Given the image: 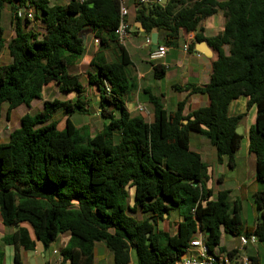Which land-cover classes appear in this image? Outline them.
<instances>
[{
	"label": "trees",
	"instance_id": "trees-1",
	"mask_svg": "<svg viewBox=\"0 0 264 264\" xmlns=\"http://www.w3.org/2000/svg\"><path fill=\"white\" fill-rule=\"evenodd\" d=\"M53 1L0 0V13L9 10L12 31L5 43L0 24V51L5 53L0 59V119L4 104L10 120L13 111L40 101L50 84L60 94L75 93L72 101H44L40 111L24 114L7 143H0L4 228L27 224L46 248L59 235L69 234L60 252L64 264H94L97 244L111 253L112 264H174L198 231L210 251L226 252L221 233L254 235L264 244V189L251 195L254 227L243 230L239 205L229 203L225 191L212 199L207 166L189 144L190 133L205 136L217 162L226 158L232 168L243 139L235 130L244 114L230 117L228 107L239 97L247 98L246 111L255 108L247 148L255 157V181L264 185V0L132 4L134 22L146 36L157 33V45L171 48L193 33L189 52L205 42L214 54L208 82L174 87L187 95L173 108L165 109L162 96L149 93L150 122L126 109L138 87L131 57L114 36L118 0ZM18 9L32 10L41 30L28 29L30 21L15 16ZM219 12L223 31L203 37L202 20ZM87 37L99 42L88 62L93 71L86 74L87 85L95 89L96 115L103 121L93 135L72 120L90 114V99L83 97L80 77L69 73L85 56ZM148 63L155 80L165 76L163 65ZM194 94L206 95L208 105L185 114ZM57 114L65 119L62 130ZM173 214L177 220L170 223ZM168 224L173 234L160 228ZM3 242L33 247L22 228ZM236 253L226 252L231 260Z\"/></svg>",
	"mask_w": 264,
	"mask_h": 264
},
{
	"label": "crops",
	"instance_id": "crops-1",
	"mask_svg": "<svg viewBox=\"0 0 264 264\" xmlns=\"http://www.w3.org/2000/svg\"><path fill=\"white\" fill-rule=\"evenodd\" d=\"M8 14H9L8 16L9 17L8 19L9 28L11 30V25H10L11 18H10L9 10H8ZM127 21L128 23L132 25V28L130 29L125 48L127 49L131 57V60H132V73H133V76H135L136 78V83H137L138 88H137V91L132 95V97H130V99L126 102V109L132 117L140 116V117H143L147 122H150L152 120V114H151L152 112H151L150 105L148 104L149 93H152L160 97L162 96L165 109L169 110L173 108L178 101H180L187 95L186 92H177L174 87L182 88L187 84H191L194 86H203L208 82L210 63L212 60H214V54L211 51V57L206 58L201 53H200L201 55L200 57H196L194 55V52H198L197 44H195L194 49L190 52V54H185L182 51V45L185 41V38L182 37V39H180V41L178 42L176 46L168 48L164 59L158 62L166 68V74L162 79L155 80L152 76V68L148 63L149 62L148 61L149 51H148V45L146 43V39L148 38L150 39V43H151V40H152L151 35L153 33L150 34L149 36H146L143 33V30L141 29L140 25L134 22L133 5H131L128 10ZM223 24H224V18L220 12L203 19L200 25L203 31L202 33L203 37L211 38V37L219 35L223 31ZM11 32L12 31H10L8 35L9 37L11 36ZM9 37H5V29H3V38L5 39V43L7 42ZM158 39L159 38L157 34V41H159ZM92 44L94 45L93 38L87 37V46H88V49L92 48L91 52L88 53V50H87L82 60L78 64H76L74 67L69 69L70 74H75L80 77V80L84 83V88H85L83 97H87L90 100L95 97V89L93 86L87 85L86 74L87 72L93 71L92 68H90L88 62H89V59L91 58V54L97 48L96 45H94L95 48H93ZM130 50L131 51L134 50L135 55L133 52L130 54ZM4 56H5V53L3 49L0 51V59H2V57ZM171 68H174L175 70L173 69L172 72L169 75H167L168 71ZM204 74H206L207 76V81L203 80ZM163 80H169L167 83L170 84L171 91L172 92L174 91L178 93L179 95L184 94L183 97L180 99L177 98L176 101L172 100L171 99L172 97L168 99L165 93V90H166L165 83H162ZM52 86H55V85L50 84L46 86L43 90V93L45 90H47L48 88H51ZM64 95L66 96L70 95L73 97V99L75 98V93H69V94H64ZM43 98L44 97L42 96L41 100L45 101V99ZM73 99H68V101L70 100L72 101ZM94 101H95V104H97L96 97ZM246 103H247V98L245 97H240L237 100L232 101L228 107V116L231 117V116H236L239 114H244V117L241 120L239 127L242 130L241 134L243 138H245L247 142L248 130L254 124V120H255V108L252 107L250 108V110L246 111ZM138 104H142L146 107L147 113L145 115L141 113H137L135 111V107ZM193 104L196 105L195 106L196 108H193L194 106ZM207 105H208V99L206 95H201V94L190 95L188 97V102L185 107V114L197 108L205 107ZM167 106L168 108H166ZM30 108H26V109H30ZM241 109H243L244 112L243 111L240 112ZM243 121L245 122L243 123ZM207 145L208 144H205V142H202L201 144H199L198 148L201 146L203 147L202 154L197 151L195 152L200 154L203 162L205 161L204 163L207 166V175L209 176V180L206 184V187L213 192L214 182L215 181L221 182L224 180L225 169L230 170V171L235 170L236 161L238 159H241L240 155L238 154L240 148L234 155V164L232 168H230L227 165L226 158H223L221 162H217L213 147L211 145L208 147ZM247 145L248 143L245 144L246 153L244 155V158L246 159L244 168L247 174H246V177L243 178L244 179L243 183H246L248 180H250L251 182L255 181V157L253 154L249 153ZM240 147H241V144H240ZM204 155H205V159L203 158ZM261 189H264V185H261V188H259V190ZM222 191H225V190L224 189L219 190L216 192V194ZM239 191H241V188L239 189ZM212 199H213V196H212ZM227 201L232 204H234V202L238 204V199L232 198L230 194H228L227 196ZM239 208L241 209L240 205H239ZM253 227H254V223H253ZM253 227L251 229H253ZM19 228L26 230L28 238L33 243L32 249L25 250L21 246L15 248L13 245H9L3 242V238L6 235H10L11 233L15 232ZM69 240H70L69 234H61L55 239V241L52 244H50L46 248V247H43L42 244H40L38 241H36L33 235L32 229L29 225L23 223V224H20L17 228L7 229V228H4V226L2 225V221L0 218V256H1L0 264H52L59 257L61 250L66 248L67 244L69 243ZM53 244H54V247H53ZM232 249L235 250L236 247L231 248V250ZM53 252H56V254ZM243 252H244V255L242 256H246L250 258L253 261V264H261L260 256H261V253H264V244H261L258 242L255 246L246 247ZM241 253L242 252L238 253V255H240ZM96 254L98 255L100 254L103 257V259L101 261H98V260L96 261L95 260ZM95 259H94V264H112L111 253L107 251L102 244L96 245Z\"/></svg>",
	"mask_w": 264,
	"mask_h": 264
},
{
	"label": "rangeland",
	"instance_id": "rangeland-1",
	"mask_svg": "<svg viewBox=\"0 0 264 264\" xmlns=\"http://www.w3.org/2000/svg\"><path fill=\"white\" fill-rule=\"evenodd\" d=\"M49 1L51 3L54 2L53 0H49ZM66 2H67L66 0H62V3H66ZM124 4L128 9L132 5L130 0H124ZM8 16H9L8 8L5 7L0 13V24H1V27L3 29H5V37H9L8 35L11 31L9 28V20H8L9 17ZM32 27H34V28H32ZM28 28L32 29L33 31L34 30H36V31L41 30L40 25L35 21L30 22ZM92 47L95 48L93 44H92ZM87 50H88V53H90L92 48L88 49V46H87ZM132 52L135 55V51L130 50V54ZM173 69L174 68H171L168 71L167 75H169ZM203 80L207 81L206 74H204ZM168 81L169 80H163V82H162V83H165V89H166L165 93H166L167 98L169 99L172 97L171 99L175 100V101L177 100V98L178 99L182 98L184 94L179 95L178 93H176L174 91L172 92L171 88H170V84L167 83ZM81 83H83V82L81 81ZM42 96L44 97L43 99H45V101H51L53 99H58L60 101H67L68 99H73V97L70 95L66 96V95L60 94L55 86H52L51 88H48L47 90H45ZM94 99H95V97L90 100V106H89L90 107L89 108L90 114L80 115V116L75 115L72 117V120L77 127L86 126L89 129L91 135L98 132L101 129V125L103 123V121L101 119H99V117L96 115V112L98 110V106H97V104H95ZM43 102H44L43 100L33 102L30 109H26L24 106L18 108L17 110L13 111L10 120H7L5 118L6 105L4 104L2 106L1 119H0V143H2V144L7 143L9 134L14 129L19 127L20 118L24 114L28 113V114L33 115L36 112L40 111L42 109ZM195 106L196 105H194L193 108H196ZM166 108H168V106ZM242 111H243V109H241L240 112H242ZM55 118L58 120V126H57L58 130H62L64 128V125H65V119L62 118V116L60 114H57L55 116ZM244 122L245 121H243V123ZM202 142H205V144H208L207 145L208 147L210 146V143L207 140V138H205V136L200 135V134H196V133H190L189 144H190L191 150L200 152L202 154L203 153V147L201 146L198 148L199 144H201ZM246 143H247L246 139L243 138L242 142H241L240 150L238 152L241 159H238L236 161L235 170L230 171V170L225 169L224 180L221 182L215 181L213 184V199L216 198V192L219 190H223V189L225 190L226 193L230 194V196L232 198L238 199V204L241 206L240 217H241V220L243 222V230L251 229L253 227V223H254L256 214H255L254 208L252 206L251 194L258 191L259 188H261L260 183L255 182V181L251 182L248 179H247L248 181L246 183H243V180H244L243 178L246 177V174H247L246 170L244 168V165L246 163L245 162L246 159L244 158V155L246 153L245 152V144ZM203 158L205 159V155ZM240 188H241V191H239ZM135 217L138 218L137 215ZM176 220H177V217L175 214H173L171 219H170V223H174ZM163 227L165 228L166 231H169L171 234H173L175 231L174 227L173 226L170 227L169 224L168 225H160V228H163ZM220 246L223 247L224 250H226V252L231 251V248L238 246L237 237L221 233ZM53 247H54V244H53ZM240 255L241 256L244 255V252H242ZM260 258H261L260 259L261 264H264V253H261ZM102 259H103V257L100 254L99 255L96 254V259H95L96 261L97 260L101 261Z\"/></svg>",
	"mask_w": 264,
	"mask_h": 264
},
{
	"label": "built area",
	"instance_id": "built-area-1",
	"mask_svg": "<svg viewBox=\"0 0 264 264\" xmlns=\"http://www.w3.org/2000/svg\"><path fill=\"white\" fill-rule=\"evenodd\" d=\"M80 3L84 0H78ZM133 5L138 6H150L159 5L164 7L167 0H130ZM119 2V21L116 29L114 30V36L117 43L120 46L125 47L128 35L130 32V25L128 19V9L124 4V0H118ZM15 16L19 19H27L30 22L34 20V13L29 9H18L15 12ZM193 33H189L185 36V41L182 45V51L185 54H190L189 43L193 41ZM94 45L98 46L97 39H93ZM147 45H151L150 39H146ZM168 48L162 45H157L156 49L151 50L148 53V61L155 63L164 59ZM196 57H200V53L194 52ZM137 113L145 115L147 113L146 107L142 104H138L135 107ZM238 246L236 247L237 257L233 260L229 259L226 252L218 251L217 249L210 251L206 246L204 235L198 231L193 240H191L188 246L183 250L179 259L174 264H253V261L246 257L240 256L238 253L243 252L248 246H255L258 243L257 238L254 235H245L244 233L237 236ZM56 254V252H54ZM52 264H64L63 258L59 257Z\"/></svg>",
	"mask_w": 264,
	"mask_h": 264
},
{
	"label": "water",
	"instance_id": "water-1",
	"mask_svg": "<svg viewBox=\"0 0 264 264\" xmlns=\"http://www.w3.org/2000/svg\"><path fill=\"white\" fill-rule=\"evenodd\" d=\"M88 32H86L83 36H82V39H83V43H85V38L87 36ZM152 40H151V49L154 50L156 49L157 47V44H158V41H157V34L156 33H153L152 35ZM197 51L199 53H201L204 57L208 58V57H211V50L208 48L207 44L205 42H201V43H198L197 44ZM183 123L185 124L186 121H183ZM235 132L238 134V135H241L242 133V130L240 127H238ZM164 217L166 218V215H164Z\"/></svg>",
	"mask_w": 264,
	"mask_h": 264
}]
</instances>
